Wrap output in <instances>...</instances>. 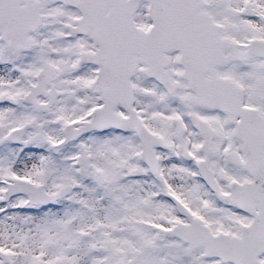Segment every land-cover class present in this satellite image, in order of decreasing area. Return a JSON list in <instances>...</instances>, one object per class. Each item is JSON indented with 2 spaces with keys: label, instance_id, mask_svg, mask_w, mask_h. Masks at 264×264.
<instances>
[{
  "label": "snow or ice",
  "instance_id": "6c2138e0",
  "mask_svg": "<svg viewBox=\"0 0 264 264\" xmlns=\"http://www.w3.org/2000/svg\"><path fill=\"white\" fill-rule=\"evenodd\" d=\"M0 264H264V0H0Z\"/></svg>",
  "mask_w": 264,
  "mask_h": 264
}]
</instances>
